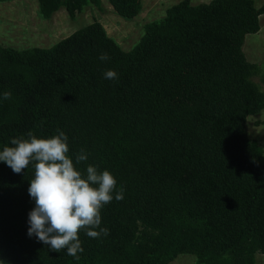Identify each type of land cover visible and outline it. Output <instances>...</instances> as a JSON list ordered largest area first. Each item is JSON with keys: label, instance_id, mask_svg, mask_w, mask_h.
<instances>
[{"label": "trees", "instance_id": "1", "mask_svg": "<svg viewBox=\"0 0 264 264\" xmlns=\"http://www.w3.org/2000/svg\"><path fill=\"white\" fill-rule=\"evenodd\" d=\"M37 1L45 19L102 3ZM108 1L129 19L142 9L141 0ZM263 14L257 0H181L145 24L130 50L97 20L51 47L0 43V150L29 131L62 130L74 161L81 149L88 155L78 169H107L124 190L101 209L107 236L79 233L76 260L28 236L34 168L16 174L0 161V264H170L186 253L196 264H256L264 148L246 124L264 111V62L243 46ZM109 69L118 79L104 78Z\"/></svg>", "mask_w": 264, "mask_h": 264}, {"label": "clouds", "instance_id": "2", "mask_svg": "<svg viewBox=\"0 0 264 264\" xmlns=\"http://www.w3.org/2000/svg\"><path fill=\"white\" fill-rule=\"evenodd\" d=\"M99 59L107 61L110 57L101 53ZM104 78L116 80L118 73L109 69ZM11 95L5 91L3 99L8 100ZM87 159L81 149L73 160L68 136L62 130L50 137H38L29 131L26 137L12 138L11 145L0 150V161L14 173L20 174L30 164L34 168L28 193L35 206L28 214V236H35L54 252L66 250L76 260L80 259L78 253L84 252L79 233L83 230L90 238L107 236L109 229L100 227L101 209L113 198H124L123 188L116 191L117 180L109 170L99 171L91 164L86 172L78 169L77 165Z\"/></svg>", "mask_w": 264, "mask_h": 264}, {"label": "rangeland", "instance_id": "3", "mask_svg": "<svg viewBox=\"0 0 264 264\" xmlns=\"http://www.w3.org/2000/svg\"><path fill=\"white\" fill-rule=\"evenodd\" d=\"M142 9L134 18L120 16L108 0L101 6L88 5L72 18L65 8L45 19L37 0H0V43L23 50L35 46L51 47L77 29L97 20L123 49L130 50L141 38L145 24L165 16L167 8L181 0H141ZM193 4L211 0H190ZM264 0H257L262 5ZM257 33L247 34L243 50L255 63L264 62V14ZM258 82L260 80L256 79ZM247 131L264 148V111L247 118ZM193 254H180L170 264H196ZM256 264H264V255H256Z\"/></svg>", "mask_w": 264, "mask_h": 264}]
</instances>
